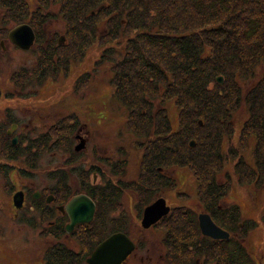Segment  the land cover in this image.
Instances as JSON below:
<instances>
[{
  "label": "trees",
  "instance_id": "1",
  "mask_svg": "<svg viewBox=\"0 0 264 264\" xmlns=\"http://www.w3.org/2000/svg\"><path fill=\"white\" fill-rule=\"evenodd\" d=\"M53 6L59 10L54 12ZM0 12V39L8 38L9 21L30 24L36 43L43 45L48 39L37 69L20 71L12 78L21 87L57 79L72 61L83 60L86 49L98 38L108 39L101 63L115 50L109 43L119 42L126 48L124 58L113 63L111 84L142 153L139 179L126 180L130 162L125 150L119 151L122 160H109L110 170L104 173L107 186L88 192L97 205L98 227L111 210L122 205L126 191L137 193L142 212L160 191L178 188L176 179L163 172L187 169L196 179L203 209L222 229L236 235L220 242L214 260L217 264H256L237 239L247 236L255 224L243 222L237 206L221 205L230 189V177L227 183L220 182L217 174L230 159L223 147L226 136L234 131V113L244 106L249 117L242 133L244 139L251 137L255 142V163L252 166L235 154V175L242 184L264 186V0H37L35 10L27 0H0ZM58 15L67 25L68 48L73 52L64 53L67 46L47 36L45 25ZM101 27L104 33L100 35ZM218 76L224 77V84L217 83ZM90 79L88 73L83 74L78 88L83 89ZM170 102L179 110L178 129L169 116ZM78 125L77 115H66L42 139L16 145L6 133L2 158L7 164H0V177H7L14 168L8 164L15 162L27 165L28 171L21 170L25 175L34 174L38 152L55 149L59 143L71 145V134ZM38 208L44 220L52 218L50 208ZM174 212L178 224L173 233L185 237V229L192 228L191 210L179 207ZM61 226L49 230V235L60 238ZM88 254H75L64 245L48 248L45 264H84Z\"/></svg>",
  "mask_w": 264,
  "mask_h": 264
},
{
  "label": "rangeland",
  "instance_id": "2",
  "mask_svg": "<svg viewBox=\"0 0 264 264\" xmlns=\"http://www.w3.org/2000/svg\"><path fill=\"white\" fill-rule=\"evenodd\" d=\"M27 1L31 9L35 10L37 0ZM52 9L54 12L59 10L57 6H53ZM1 15L2 12H0V19ZM6 25L9 30L17 26L13 21H9ZM45 31L49 38L60 39L61 44L67 46L63 50L64 53L74 51L72 47L68 48L67 25L61 16L58 15L48 21ZM98 33L100 35L104 33V28L101 27ZM107 40V38L104 41L99 38L95 40L86 49L83 60L72 61L70 69L61 72L57 79H50L43 85L36 82L35 85L25 87L14 84L12 78L20 71L37 69V63L43 48L48 44V39L43 45L35 43L30 50L18 49L7 37L2 40L3 45H0V164H7L2 158L5 137L8 136L9 141L18 137L17 144L19 141L21 143L38 141L58 120L66 115L74 114L82 123L80 134L85 135L84 139L88 140V150L84 149L83 157H78L74 163L88 170L87 167L90 165L94 163L98 165L100 155L97 154L108 155L118 161L117 151L123 148L127 150L128 158H130L126 180L130 182L139 179L138 168L142 153L128 129L127 111L114 96V86L111 84L114 75L113 63L124 58L126 48L119 42L109 43L115 50L111 56L108 55V60H105L103 64L100 58L107 47ZM86 73L91 79L83 84V90L78 88L77 81ZM218 77H222L223 82L217 83L224 84V77ZM168 112L175 129H178L179 110L173 102L169 103ZM248 117V110L244 106L234 113V131L226 136L223 147L224 153L229 154L230 159L226 160L225 167L220 171V176L217 174V178L220 182L227 183L230 177V189L221 205L237 206L241 211L243 222L249 225L255 224L256 228L251 229L247 236L237 239L253 256L256 264H264V186L258 189L253 184L240 183L235 175V164L238 163V158H232L235 154L238 155L237 157L242 156L254 166L255 142L251 137L244 139L242 133V127ZM6 133L7 136H5ZM54 139L49 144H52ZM59 144V147L55 149L38 152L40 158L34 174L25 175L21 170L28 171L27 165L15 162L8 164L14 166L10 170L11 176L0 177V264H45L47 249L57 248V242L48 232L52 229L48 219L41 221L39 212L31 208V199L27 200L23 209H16L13 205V194L27 185L31 187L30 193L38 189L52 191L55 181L51 178L53 176L51 173L54 169L61 168V164L71 158L73 153V140L68 146ZM233 148L234 151H232ZM82 158H84L83 161ZM26 160L28 161L27 158ZM110 165L111 163H109V170ZM80 171L82 169L76 173ZM172 176L176 179L178 188L160 194L167 197L174 208L185 207L195 213L202 212L198 199V186L192 172L187 169H176ZM7 179L11 181L10 185ZM139 202L137 193L128 190L124 194L122 205L111 212H116L112 213L114 217H121L120 212H122V216L130 223L129 231L134 238L144 237L155 242L159 231L142 230L141 216L139 217L138 214L142 207H139ZM69 244L77 248L74 243L69 242Z\"/></svg>",
  "mask_w": 264,
  "mask_h": 264
},
{
  "label": "flooded vegetation",
  "instance_id": "3",
  "mask_svg": "<svg viewBox=\"0 0 264 264\" xmlns=\"http://www.w3.org/2000/svg\"><path fill=\"white\" fill-rule=\"evenodd\" d=\"M78 119L79 125L76 126L75 131L71 134V143L72 140L74 143L73 153L71 158H68L65 163L61 164V168L54 169L53 173L55 182L54 188L51 189L52 191H47L50 189H38L30 193V185L22 186L21 189L13 194L14 207L15 195L22 192L24 194L23 206L20 209L15 207L16 209H23L27 200L31 199V208L39 212V215H41L42 218L41 221H45L47 220H44L45 214L43 215L42 212L39 211L38 206L42 208H50L52 210V218L48 219V222H50L52 229L57 227V230H60L59 228L62 227L61 225H63L64 228L62 236L58 239L54 238L55 242H57L56 249H59L61 245H64L75 254L89 253L85 258L84 264H88L87 259L93 254L99 244L115 234H125L134 244V249L127 254L123 260H121L120 264H217V261L214 260L215 255H217L215 252H217L222 240L205 236L202 233L199 217L200 215L207 213L202 206H200L202 212L195 213L191 211L189 213L188 216L191 217L190 223H192V228L185 229L187 236L180 237L177 233H173L174 229L177 231L176 227L174 228V226L178 224L174 218V210L177 208H174V206L169 203L170 200H168L167 197L160 194L166 193L167 191L171 192L170 189H163L160 191L148 205L144 206L143 211H139L138 213L139 217L141 216L140 223L143 231H159L155 242L144 237L138 239L134 238L129 231L130 223L124 218V216H122V212H120L121 217H114L112 213L116 212L112 211L109 217L104 218L102 227H98V221L96 219L97 205L88 192H92V188L107 186L109 180L104 177V173L109 171V160H115L108 155L97 154L100 155L98 157L100 161H97L98 165L94 163V165L87 167L88 170L80 168V166L74 163L78 157H83L82 151L88 150V140L84 139L85 135H82V133L80 134L82 123L79 117ZM78 146L79 149L77 150ZM121 149L123 148H119L117 151V154H119L117 155L118 160L123 159V154L119 153ZM112 156L114 157V155ZM83 159L84 158L81 160L83 161ZM79 169H82V171L77 174L76 172H79ZM173 173L174 172L171 173V170H168L163 172V175L173 177ZM9 175L11 176V171H9ZM77 176H79V178H77ZM62 181L63 183H61ZM44 193L48 194L45 195ZM81 195L88 196L95 203L96 211L94 218L89 223L75 225L72 232H68L67 226L70 224L71 220L66 212V206L71 200ZM123 198L124 196L121 197V201H123ZM160 198L166 200L167 206L170 207L169 213L162 216L157 222L145 227L143 225L144 210ZM210 216L217 224L212 215ZM17 217L15 219H17ZM28 219L30 220V218ZM190 223L188 222V224ZM231 237H236V235L230 233V238ZM69 242L77 245V248H74L73 245L70 246L71 243L69 244ZM85 244L87 245L85 246L87 249L84 251L83 246ZM211 251L214 254L213 257L210 255Z\"/></svg>",
  "mask_w": 264,
  "mask_h": 264
},
{
  "label": "water",
  "instance_id": "4",
  "mask_svg": "<svg viewBox=\"0 0 264 264\" xmlns=\"http://www.w3.org/2000/svg\"><path fill=\"white\" fill-rule=\"evenodd\" d=\"M12 44L21 50H30L36 41V33L28 23L19 24L13 27L7 38ZM62 43V42H61ZM3 45V41L1 42ZM217 82L222 83L223 78L217 77ZM202 124V122H200ZM10 134V132H8ZM13 144L18 143V137L12 140ZM195 142H191L194 146ZM79 146L77 147V150ZM24 194L19 192L14 197L15 207L20 209L23 206ZM96 205L86 195L71 200L66 206V212L70 217V224L67 231L72 232L75 225L89 223L94 218ZM170 207L167 206L164 198L158 199L155 203L144 210L143 225L145 227L157 222L162 216L168 214ZM200 228L205 236L228 240L230 233L218 226L207 213L200 215ZM134 249L133 242L125 234H115L99 244L93 254L87 259L88 264H120L121 260Z\"/></svg>",
  "mask_w": 264,
  "mask_h": 264
}]
</instances>
